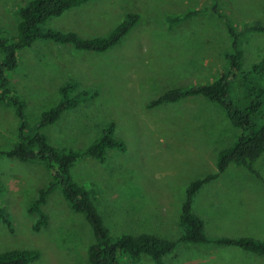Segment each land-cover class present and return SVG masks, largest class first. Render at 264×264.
Here are the masks:
<instances>
[{"label":"rangeland","instance_id":"1","mask_svg":"<svg viewBox=\"0 0 264 264\" xmlns=\"http://www.w3.org/2000/svg\"><path fill=\"white\" fill-rule=\"evenodd\" d=\"M29 1L0 0L1 35L16 34L19 10ZM213 3L90 0L51 19L49 26L93 38L108 36L130 12L139 14V20L105 53L37 41L21 51L20 64L10 73L12 87L26 102L31 129L44 110L58 103L60 87L70 78L79 80L77 93L97 92L45 131L57 147L83 149L108 123H115V135L125 142L126 151H109L105 163L80 159L72 169L73 179L89 187L113 234L148 232L177 240L189 184L215 173L219 153L237 140L239 129L203 96L149 105L170 89L212 82L222 73L231 40L210 9ZM220 5L243 30L244 68L264 63V0H220ZM193 8L199 9L195 17L169 22L170 14ZM248 25L262 29L244 30ZM258 80L264 88V74ZM232 98L241 99L240 91ZM18 125L14 109L1 106L0 149L16 142ZM49 180L50 171L41 163L0 157V204L14 222L10 232L0 221V253L36 249L40 256L30 264H85L93 233L60 189L44 205L48 226L33 229L36 217L29 210ZM193 212L203 219L210 237L264 240V152L252 170L231 163L219 178L206 183L195 196ZM123 264H128L126 259ZM137 264L155 263L144 256ZM164 264H264V256L235 246L179 243Z\"/></svg>","mask_w":264,"mask_h":264},{"label":"trees","instance_id":"2","mask_svg":"<svg viewBox=\"0 0 264 264\" xmlns=\"http://www.w3.org/2000/svg\"><path fill=\"white\" fill-rule=\"evenodd\" d=\"M90 0H30L19 10L16 34H0V107L14 109L19 120L16 142L8 149H0L1 156L16 158L21 162L41 163L50 171V180L38 190L30 212L35 215L33 229L40 231L49 224V214L44 205L49 196L60 189L71 210L82 214L91 227L94 241L87 249L85 264H128L139 263L148 256L155 264H164V258L175 251L179 243L235 246L248 253L264 256V240L247 236L210 237L206 234L205 223L193 212L197 192L208 182L219 178L231 163L253 169V163L264 152V88L260 87L259 75L264 74V63H256L252 68H244L245 39L243 30L236 21L223 11L220 0L210 6L219 16L231 40V52L225 56L222 73L212 82L170 89L150 102V106L171 103L182 98L203 96L216 103L225 113L232 125L239 129L235 143L219 153L217 171L198 178L188 186L186 199L181 206L179 226L181 236L177 240L161 237L148 232L113 234L106 224L89 187L73 179L74 165L84 158H95L105 163L111 150L126 151L127 145L115 135L116 125L108 123L101 134L83 149L57 147L50 141L45 129L58 122L62 115L77 108L83 101L97 95V92H76L79 80L70 78L60 87L58 103L44 110L34 128H30L25 112L26 102L12 87L10 73L20 64V53L37 41H48L71 45L79 51L105 53L118 45L139 20V14L128 13L115 29L105 37L85 38L75 31H64L49 26L53 18L61 17L68 10L88 3ZM199 9H190L181 15L170 14V23L195 17ZM261 30L260 26L248 25L244 30ZM242 98L234 100L236 91ZM242 103H241V102ZM0 221L14 232V222L0 204ZM36 249H14L0 253V264H30L38 259Z\"/></svg>","mask_w":264,"mask_h":264}]
</instances>
